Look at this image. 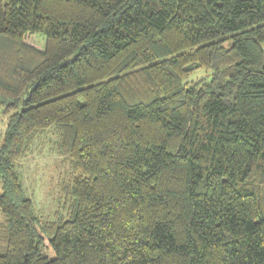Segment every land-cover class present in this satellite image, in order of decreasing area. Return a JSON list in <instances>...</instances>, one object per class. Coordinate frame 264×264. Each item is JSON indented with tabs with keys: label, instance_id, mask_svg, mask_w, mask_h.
Instances as JSON below:
<instances>
[{
	"label": "trees",
	"instance_id": "obj_1",
	"mask_svg": "<svg viewBox=\"0 0 264 264\" xmlns=\"http://www.w3.org/2000/svg\"><path fill=\"white\" fill-rule=\"evenodd\" d=\"M262 42L264 0H0V264H264ZM49 129L66 220L16 172Z\"/></svg>",
	"mask_w": 264,
	"mask_h": 264
},
{
	"label": "rangeland",
	"instance_id": "obj_2",
	"mask_svg": "<svg viewBox=\"0 0 264 264\" xmlns=\"http://www.w3.org/2000/svg\"><path fill=\"white\" fill-rule=\"evenodd\" d=\"M30 43L41 49L43 37L33 38ZM262 49L264 50V42ZM207 80L209 74L198 71L189 83L190 86H196ZM5 125L6 116L0 113V146L3 142ZM50 130L45 131L44 138L34 139L29 144L28 149L16 161V172L24 196L32 202L35 214L47 221L66 220L73 205V197L70 193L73 175L68 162L56 151L57 136L50 133ZM4 243L5 232L0 227V247Z\"/></svg>",
	"mask_w": 264,
	"mask_h": 264
}]
</instances>
